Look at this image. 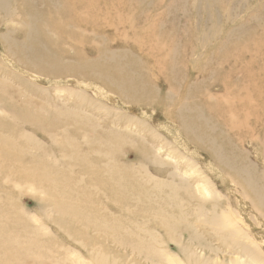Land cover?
Masks as SVG:
<instances>
[{"label":"rangeland","instance_id":"rangeland-1","mask_svg":"<svg viewBox=\"0 0 264 264\" xmlns=\"http://www.w3.org/2000/svg\"><path fill=\"white\" fill-rule=\"evenodd\" d=\"M242 250L264 264V0H0V264Z\"/></svg>","mask_w":264,"mask_h":264},{"label":"bare ground","instance_id":"bare-ground-1","mask_svg":"<svg viewBox=\"0 0 264 264\" xmlns=\"http://www.w3.org/2000/svg\"><path fill=\"white\" fill-rule=\"evenodd\" d=\"M201 190H202V191H205V194H206V195L208 194V191H206V189H205L204 187H202ZM221 217H222V216H221ZM221 219H222V218H221ZM216 221H217V218L214 219V222H216ZM223 221L226 222V223H225V227H227L226 224L229 225L228 222H227V220H226V219H223ZM169 226H170V225H169ZM242 251H244V250H242ZM244 252L246 253L247 257L251 258V260L248 261V264H263L262 262H261V263H258L257 260L254 258V256L251 255L250 253H247L246 251H244ZM248 254H249V255H248ZM171 263H172V264H180L179 262H177V261H175V260H171ZM231 264H238V263H237V261H233V262H231ZM239 264H241V263H239Z\"/></svg>","mask_w":264,"mask_h":264}]
</instances>
